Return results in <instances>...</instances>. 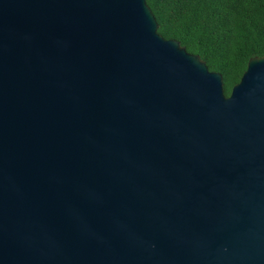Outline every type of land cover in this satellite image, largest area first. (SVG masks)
I'll list each match as a JSON object with an SVG mask.
<instances>
[{
	"label": "water",
	"instance_id": "95a60500",
	"mask_svg": "<svg viewBox=\"0 0 264 264\" xmlns=\"http://www.w3.org/2000/svg\"><path fill=\"white\" fill-rule=\"evenodd\" d=\"M146 0H0V264H264V55L228 95Z\"/></svg>",
	"mask_w": 264,
	"mask_h": 264
},
{
	"label": "trees",
	"instance_id": "16d2710c",
	"mask_svg": "<svg viewBox=\"0 0 264 264\" xmlns=\"http://www.w3.org/2000/svg\"><path fill=\"white\" fill-rule=\"evenodd\" d=\"M165 39L220 72L226 95L248 60L264 55V0H146Z\"/></svg>",
	"mask_w": 264,
	"mask_h": 264
}]
</instances>
